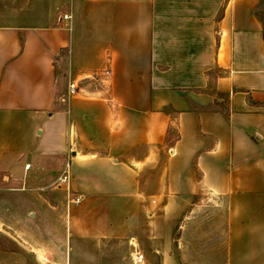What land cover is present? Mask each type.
Masks as SVG:
<instances>
[{
    "label": "crops",
    "instance_id": "crops-1",
    "mask_svg": "<svg viewBox=\"0 0 264 264\" xmlns=\"http://www.w3.org/2000/svg\"><path fill=\"white\" fill-rule=\"evenodd\" d=\"M48 24L0 25V175L38 264H264V0H64Z\"/></svg>",
    "mask_w": 264,
    "mask_h": 264
},
{
    "label": "rangeland",
    "instance_id": "rangeland-1",
    "mask_svg": "<svg viewBox=\"0 0 264 264\" xmlns=\"http://www.w3.org/2000/svg\"><path fill=\"white\" fill-rule=\"evenodd\" d=\"M63 14L64 0H0V25H51L52 18ZM27 160L26 156L21 162ZM5 181L0 175V264H38L28 237L31 220L21 206L13 180ZM22 192L28 194L27 189ZM129 256L125 255L121 263L128 264ZM48 264H53L52 260Z\"/></svg>",
    "mask_w": 264,
    "mask_h": 264
},
{
    "label": "built area",
    "instance_id": "built-area-1",
    "mask_svg": "<svg viewBox=\"0 0 264 264\" xmlns=\"http://www.w3.org/2000/svg\"><path fill=\"white\" fill-rule=\"evenodd\" d=\"M63 18H68L67 15H64ZM110 73L109 70H104L102 72V75L104 76H108V74ZM101 74V73H100ZM79 87L78 82H71L69 84V92L70 94H74L76 93L77 89ZM30 164L26 165V168H29ZM60 182L59 184H62L64 182H68L69 180V175L68 173H63V175L59 178ZM81 200V197H75L73 199V202L78 203ZM133 264H146V258L143 252H141L140 250H136L133 254Z\"/></svg>",
    "mask_w": 264,
    "mask_h": 264
}]
</instances>
